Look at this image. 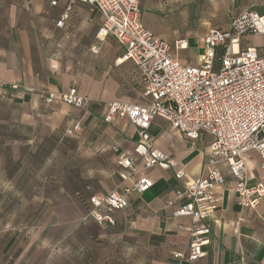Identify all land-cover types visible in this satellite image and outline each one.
I'll use <instances>...</instances> for the list:
<instances>
[{
    "label": "crops",
    "instance_id": "crops-1",
    "mask_svg": "<svg viewBox=\"0 0 264 264\" xmlns=\"http://www.w3.org/2000/svg\"><path fill=\"white\" fill-rule=\"evenodd\" d=\"M140 8L142 24L169 42L174 56L186 64L197 63L211 29L228 31L232 21L246 13L264 16V0H140ZM67 12L64 26L57 27ZM101 22V15L81 2L0 0V133L44 131L56 139V146L41 157L30 189H21L28 186L19 176L21 153L0 146V264H264V199L256 209L241 207L231 187L223 191L222 205L210 224L206 255L192 263L174 257L187 255L189 233L180 226L192 223L188 217L175 218V207L167 201L201 175L212 139L204 135L191 140L160 118L150 128L154 147L178 166L140 169L133 180L147 175L152 188L131 196L130 206L115 214V226L83 221L89 197L132 185L118 176L112 147L139 163L134 153L138 131L127 117L106 122L110 105L147 102L140 71L123 60L125 47L111 35L97 38ZM262 37L242 36L239 49L255 47L264 57ZM178 41L182 49H175ZM74 86L92 100L87 116L60 99L49 102L39 94L59 95ZM79 120L81 134L67 137L66 130ZM82 154L88 156L87 176L77 163ZM63 160L67 165L57 172L50 196V163ZM244 160L250 180L257 181L262 176L258 153L249 151ZM182 167L186 176L177 180ZM30 195L40 206L29 213H41L40 221L31 224L23 217L18 223L20 214L9 202ZM50 199L58 204L47 206Z\"/></svg>",
    "mask_w": 264,
    "mask_h": 264
},
{
    "label": "built area",
    "instance_id": "built-area-1",
    "mask_svg": "<svg viewBox=\"0 0 264 264\" xmlns=\"http://www.w3.org/2000/svg\"><path fill=\"white\" fill-rule=\"evenodd\" d=\"M93 7L102 17L97 38L109 35L125 47L124 61L133 62L141 73L145 103H112L105 121L127 117L136 127V159L113 146L118 176L131 181L130 187L118 185L107 194L88 198L83 221L94 220L102 227L116 225V213L130 206L134 193L152 188L147 175L133 180L141 169L156 167L173 169L178 164L154 147L150 128L157 119L167 121L172 129L191 140L211 137L208 158L201 175L176 190L167 205L175 207V218L188 217L191 227L180 226L189 233L187 255L176 253L178 260L195 262L206 255L210 243V224L216 219L223 202V191L231 187L239 206L256 209L264 199V57L255 47L239 49L244 35H264V16L246 13L234 19L228 31L211 29L204 38L203 53L197 63H182L172 52L169 42L157 37L142 24L140 0H71ZM53 5L57 2L53 1ZM68 12L57 22L62 28ZM180 41L175 49H182ZM222 54L219 56V52ZM49 102L60 99L84 111L87 116L92 100L71 87L67 93H39ZM83 130L76 121L65 135L77 137ZM255 151L260 157L262 176L255 182L249 178L244 154ZM230 178V182L227 178ZM186 176L184 167L176 179ZM177 206V207H176Z\"/></svg>",
    "mask_w": 264,
    "mask_h": 264
},
{
    "label": "rangeland",
    "instance_id": "rangeland-1",
    "mask_svg": "<svg viewBox=\"0 0 264 264\" xmlns=\"http://www.w3.org/2000/svg\"><path fill=\"white\" fill-rule=\"evenodd\" d=\"M261 43L264 47V37L261 38ZM14 141H16V143H14ZM0 146H6L9 148L10 146H12L14 149L17 148V150L21 153L20 158L17 160L18 163L21 162V165L19 164V167H21L19 176L22 181L26 179V183L28 184V186H22L21 189H24L25 187H27V189H30L32 188L30 187L31 183L34 181V178L37 177L34 175L36 174V172H38L41 157L45 156V153L49 151L53 146H56V139L55 136L50 132L38 131V133H27L25 131L19 130L16 132H10L6 130V132L0 133ZM31 147H33V149L28 150V148ZM5 156V163L8 168V155L6 154ZM63 163L64 160L55 162L54 164L50 163L48 171L53 176V178H49L48 183L50 196L52 190L56 189L57 181L55 180V176L57 172L67 165V162H65L64 164ZM77 163L82 164V172H84V176L89 175L90 169L88 168V156L86 154H82ZM7 190L8 188L6 189V191ZM9 204L13 206V209L18 210V214H20L17 219L18 223L25 220V218L23 217H27L26 220L31 224H37L40 221L41 213H29L31 210L33 211L40 206V202L38 200H35L34 196L30 195V197H28V199H26L25 201H15L13 203L9 202ZM46 204L47 206L52 207L58 204V202L56 201V199H50V201Z\"/></svg>",
    "mask_w": 264,
    "mask_h": 264
},
{
    "label": "trees",
    "instance_id": "trees-1",
    "mask_svg": "<svg viewBox=\"0 0 264 264\" xmlns=\"http://www.w3.org/2000/svg\"><path fill=\"white\" fill-rule=\"evenodd\" d=\"M221 54H222V52L220 51V52H219V56H220Z\"/></svg>",
    "mask_w": 264,
    "mask_h": 264
},
{
    "label": "bare ground",
    "instance_id": "bare-ground-1",
    "mask_svg": "<svg viewBox=\"0 0 264 264\" xmlns=\"http://www.w3.org/2000/svg\"><path fill=\"white\" fill-rule=\"evenodd\" d=\"M263 22H264V19H263Z\"/></svg>",
    "mask_w": 264,
    "mask_h": 264
}]
</instances>
